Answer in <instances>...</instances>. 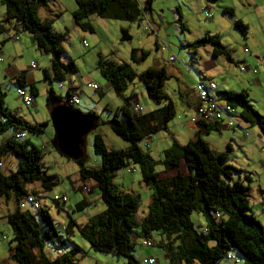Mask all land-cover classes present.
Segmentation results:
<instances>
[{
	"label": "trees",
	"instance_id": "trees-1",
	"mask_svg": "<svg viewBox=\"0 0 264 264\" xmlns=\"http://www.w3.org/2000/svg\"><path fill=\"white\" fill-rule=\"evenodd\" d=\"M48 1L50 0H0L3 8L0 24H11L17 31L30 34L35 46L49 54V65L43 69L44 78L55 80L58 87L67 75L75 73L76 68L71 60L62 59L63 34L52 29V19H41L37 15L38 8ZM73 1L76 5L71 12L73 23L80 29L91 32L92 27L86 19L90 14L137 22L150 12L153 0H143L140 4L136 0ZM223 12L231 14L230 8H224ZM233 26L242 36L246 34L247 27L240 20L235 19ZM119 33L120 40L129 39L125 28H119ZM202 43L210 45L211 58L223 55L225 59H230L227 49L215 34L205 35L187 47L195 50ZM134 53L135 50L132 49V59ZM144 55L145 52H140L139 59ZM97 70L108 87L122 100L119 107L122 118L118 119L113 115L106 124L127 146L107 149L102 137L97 133L93 134L92 151L98 156L99 165L87 167L84 154L73 162L81 179L95 182V191L104 208L83 224L75 223L68 210L63 228L54 224L42 205L35 211L30 208L19 209L17 206L18 201L26 194V184L39 181L43 191H48L57 183V179L42 172L41 150L32 145L27 147L26 142L20 140L22 137L16 136L18 131L38 134L42 132L46 122H28L16 112L10 111L3 100L4 92L0 89V135L7 132V137L0 141V166L2 158L8 154L15 161L12 172H0V195L9 198L12 194L14 200L13 210L5 216L11 229V237L1 239L3 233H0V240L13 243L9 247L10 259L16 264H75L72 258L79 248L76 245L69 250L64 248L66 235L75 227L87 241L89 249L123 257V264H148L146 259L150 256L138 260L132 254L136 239L140 240L139 244L142 246L155 245L161 248L167 264H264V229L255 218L248 200L247 182L250 177L246 173L240 176L242 171L228 163L229 144H226L223 151H214L199 133L184 143L171 137V144L162 150L160 159H153L138 147L137 142L142 138L145 143L148 135L166 130L167 122L176 115L174 103L164 91V83L170 78L164 68L148 67L135 72L125 62L98 59ZM23 73L24 71H20L13 78L12 85L15 88L25 85ZM133 79L141 82L146 98L159 104L158 107L142 113L132 111L135 95L126 94L125 90ZM36 93L33 83H30L29 94L35 96ZM70 95L72 94L68 88L64 95H60L49 87L44 99L47 110L50 106L65 101ZM216 97L238 109L240 119L255 125L264 135V117L248 103L245 91L217 89ZM87 112L93 114L91 111ZM216 122L219 121H197L195 125L209 130ZM97 124L98 122L95 126ZM10 130L11 134L8 133ZM180 161L185 164V173L178 170ZM129 165L137 166L140 181L150 190L149 203L141 218H137L136 214L137 198L121 190L113 182L115 171L123 167L127 169ZM156 165H161L164 170L176 168V173L160 177L159 171L155 170ZM263 184L261 189H264ZM57 204L63 205L60 202ZM87 204L85 199L78 200L73 204L72 211L81 210ZM191 212L201 215L203 222L199 227L191 220ZM152 233L157 238H152ZM144 239H150L151 244L143 245L141 241ZM54 240L58 245L57 254L50 257L44 252V247L52 245ZM227 252L237 257L239 262H229L226 259Z\"/></svg>",
	"mask_w": 264,
	"mask_h": 264
},
{
	"label": "rangeland",
	"instance_id": "rangeland-1",
	"mask_svg": "<svg viewBox=\"0 0 264 264\" xmlns=\"http://www.w3.org/2000/svg\"><path fill=\"white\" fill-rule=\"evenodd\" d=\"M141 2V0H139ZM227 4L232 9L234 4L231 0H215L208 1L206 12L211 16L204 17L196 6V3L192 1L184 3L185 6L180 5V11L182 13L183 22L186 25L187 31L184 34L187 36H193L195 32L201 26L211 29L213 33H218L220 41H226L230 43L229 49L233 57V62L228 63L222 56L210 59L206 53L205 48L198 46V53L194 55L195 61H192L189 53L186 51V47L179 46V40L182 39V34L175 29L176 23L174 19V0H153L151 4V15L146 13V17H152L155 20L156 30H144L143 24L137 25L136 21H124L121 19H110L100 17L95 13L86 17L92 27V31L82 30L77 27L71 19V11L75 6L73 0H50L45 5L38 8L37 15L41 19H52L51 27L54 31L63 34L61 39L62 47V59L64 61L71 60L76 68L75 73L67 75L63 80V84L72 80L66 84L68 89L78 97V110L85 112L91 111L96 118L98 124L86 134L83 140V154L86 157V166L93 165V161L99 158L92 151V137L93 134H99L107 149H120L126 142L117 137L108 127L106 121L115 115L118 119L122 118L119 111V107L122 104V100L116 96L112 89L108 87V84L104 78L99 74L97 70V60L111 61L115 63L125 62L135 71L140 72L148 67H159L158 63H163L167 71H172V65H178L182 72L171 76L165 82V90L169 96L177 95L176 91V78L181 82L186 83L189 87L195 76L197 77L198 71H206L211 76L215 77L219 87L224 89H231L235 92L245 91L247 93L248 103L251 107L264 117V57L261 58V54L264 53V41L263 44L256 43L255 46H246L248 42V36L250 39H257L260 34L264 33V20H255L252 15L250 18L247 16L245 10L247 5L242 4L235 6L236 13H239L242 17H246L244 22L248 27V33L246 38H242L236 29L232 26V17L228 14H222L221 9L216 5L217 3ZM264 4V0H252L250 9H258L260 5ZM204 6V4H201ZM201 6V7H202ZM198 9V10H197ZM244 13V14H243ZM213 16V18H211ZM231 18V19H230ZM149 21V20H148ZM154 24V22H153ZM11 25V24H9ZM9 31L13 28L8 26ZM125 28L128 32V40L119 39V28ZM236 30V31H235ZM188 32V33H186ZM19 35L23 38L27 36L26 32L19 31ZM152 33V34H151ZM7 37L12 40L15 33L10 34L5 31ZM2 34L0 33V37ZM154 39L157 43L163 46L162 50H158V46L154 45ZM236 42V43H234ZM255 42V41H254ZM258 42V41H257ZM17 43V41H16ZM18 44V43H17ZM245 45V46H243ZM25 46H14V51L11 49L0 50V69L7 65H12L14 62V55L16 56L17 68L25 70V67L30 62L36 63V68L24 71L27 73L32 72V81L26 82L22 88L29 94V84L33 83L37 90L35 96H31V102L25 104L22 102L20 96L15 92L14 85L12 83L3 80L0 81V89L4 92V103L6 107L22 116L28 122H43L44 125L42 132L38 134H31L24 132V137L20 138L21 141H25L27 147L30 145L37 147L41 150L40 164L41 170L47 175H53L57 179V183L51 187L48 191H43L39 181H33L25 185L26 193H37L39 201L43 207L47 209L54 224L59 228L65 226L62 215H57V212H64L65 207H69L70 215L77 224H83L86 222L85 218H89L95 213L101 211L104 205L99 199H96V203H88L86 207L81 210L72 211L73 204L81 199H89L91 195H86L84 191L92 192L96 184L91 179H81L77 173V166L66 157L59 154L51 144V137L53 135L52 127L49 121L48 110L45 105V93L52 87L55 92H60L64 95L65 89H59L55 80H49L44 78L43 69L49 65V54L39 50L35 45L29 46L21 52V48ZM243 47H247L248 53L243 52ZM158 48V49H157ZM134 49L135 53L133 59L131 58L130 51ZM192 50V48H190ZM228 51V50H227ZM140 52H145L142 59H139ZM171 55L175 57V63L167 60V56ZM241 55L244 56V63L236 64V58ZM254 57V58H253ZM167 60V61H166ZM211 60V64H208ZM248 65L249 69H240L238 66ZM254 68V71H252ZM205 69V70H204ZM243 78V80L241 79ZM258 78V80H256ZM86 81H90L98 84L96 90H92L85 86ZM229 83V86L227 85ZM224 85V86H223ZM132 90L136 95L135 102L139 103L142 111H147L146 104H149V109H154L159 104L154 103L146 98L143 90V86L138 79H133L126 86L125 93L128 94ZM101 93V95H99ZM175 103V112L180 109V99L172 97ZM66 101V100H65ZM133 103V104H134ZM73 107V105H71ZM76 108V106L74 107ZM195 109V108H194ZM173 117L167 122L166 130H159L151 135H148L144 145V139L142 138L137 142L138 147L147 152L153 159L162 156V149L168 147L171 144L172 132L175 133V129L188 130V127H180L176 119ZM242 129L237 127V124H233V134L235 138H238L242 144L246 146L247 154L244 155L239 148L235 147V143L230 141L232 150L229 152L230 163L235 167L239 165L240 176L242 173L250 177L247 182L249 187V206L252 209L255 218L260 222L264 229V189H261V185L264 182V174L262 172L261 164L264 160V135L260 133L255 125H250L239 119ZM238 122V121H237ZM176 124V127L173 126ZM12 130L8 133L11 134ZM245 133L244 136H242ZM260 136V139L257 138ZM151 139L149 141V137ZM7 137V132L0 135V141ZM181 137H184L181 134ZM184 139V138H181ZM234 139V138H233ZM234 148V149H233ZM236 149V151H235ZM161 153V154H160ZM15 168V161L11 155L4 156L2 159V165L0 166V172L3 174H9ZM238 168V167H237ZM161 165H156L155 170H161ZM134 174L138 175V168L134 165ZM136 179V177L134 178ZM133 179V181H134ZM87 181H91L87 183ZM79 185L77 188L74 186ZM133 189H136L137 194H133L137 198V215H140L142 211L146 209V201L149 199L148 194L134 183ZM35 191V192H34ZM150 192V190H149ZM262 194V200L260 198ZM65 194L66 201L63 205L54 203L51 198L53 195ZM35 195V194H34ZM64 206V207H63ZM14 200L11 194L9 198L0 195V233L5 234L7 237H11V229L6 223L4 217L13 210ZM29 208V207H27ZM37 210V209H36ZM35 211V210H34ZM87 218V219H88ZM138 218V216H137ZM190 218L196 227H199L203 222L200 214L191 212ZM83 219L81 222L77 220ZM61 220V221H60ZM63 235V232L59 233ZM67 241L64 244L66 250L71 249L73 245H76L79 250L73 255L72 261L75 264H123L124 258L116 256L112 253H104L94 251L88 248L87 241L80 236L77 229L73 227L71 231L66 235ZM152 238H157L154 233L151 234ZM154 238V239H155ZM132 254L138 260H141V256L146 257L150 254L154 258L153 264H167L166 256L163 250L155 245L142 246L139 244V239L135 240ZM52 245L44 247V252L47 256H54L57 254V242L54 240ZM13 246V243L9 244L7 240H0V264H14V261L9 260V247ZM34 254L36 251L33 252Z\"/></svg>",
	"mask_w": 264,
	"mask_h": 264
},
{
	"label": "crops",
	"instance_id": "crops-1",
	"mask_svg": "<svg viewBox=\"0 0 264 264\" xmlns=\"http://www.w3.org/2000/svg\"><path fill=\"white\" fill-rule=\"evenodd\" d=\"M136 1L140 4V3H142L143 0H141V2L139 0H136ZM192 1H194L196 3V6L199 9V12H201V14L205 18L211 16L209 13H208L209 14L208 16L204 15V13L202 11V8H204L205 10H206V8H210L209 6L206 5L207 2H208V0H174L173 7H174V13H175V15H174L173 22L176 23V25H177V26H175V29H177L182 34V39L179 40V46L186 47V51H187V53H189L191 60L192 61H195L194 55L198 53V49L191 50L187 46H190V44H192L193 42H195L196 40L202 38L205 35L208 36V35L215 34L217 36V39L219 41H220V38H219V34L218 33L217 34L216 33H213L211 31V29H207L204 26H201L200 28H198V30L195 32V34L193 36H190V34H188L186 36L184 34V32L187 31V28H186V25H185V23L183 22V19H182V13L180 11V5L185 6L184 3L188 2V4H189ZM231 1L234 4V8L233 9L231 7H229L227 4H223V3L221 4L219 2L216 5L221 9L222 14H228L229 17H232V19L230 18L232 20V26H233V22H234L235 19L240 20L242 23H244L247 20L246 17H242L239 13H236L237 15H234L235 14V11H236V9H235L236 7L235 6H240L242 4H246L247 5V10H245V11H246L247 16L249 18H250V15H252L255 20H258V19L260 21L261 20H264V4L263 5H260L258 7V9L251 10L250 9V4H251L252 0H231ZM201 4H204V6H202ZM75 8H76V5L72 8V11ZM224 8H230L231 14L224 13L223 12V9ZM2 11H3V8H2V6L0 4V19L2 18ZM151 11H152V8L150 9V12H149L148 15H151ZM144 18H146L147 20H149L152 23V25L154 26V30H156L157 23H155V20L152 17H149V18L146 17V14H144L141 17V20L140 21L138 20L136 22L137 25L139 23H141V25H142ZM211 18H213V16ZM153 22H154V24H153ZM0 25H1V32L0 33L2 34V36L0 37V50H2V49L3 50L8 49V50L11 51V49H12L14 51V46H25V47L21 48V52H22L27 47L34 46L35 45L34 40L31 38L30 34L27 33V36H24V38H23L21 35H19V33H18L19 31H17L13 26L8 25V26H11L13 28L12 31H9L8 30V27L5 26V24H0ZM246 27H247V25H246ZM233 29H236V28L233 26ZM5 31L6 32H9L10 34L15 33L17 35V39L12 40L10 38H7L6 37V34H5ZM186 33H188V32H186ZM247 33H248V27H247V32H246V34L244 36H242L240 33L239 34L241 35L242 38L245 39L246 36H247ZM16 41H17L18 44L16 43ZM263 41H264V33L263 34H260V36H258V38L257 39H254V40L250 39L249 36H248V42H246L245 45L246 46H255L256 43H259L257 45V46H259L260 44H263ZM220 43H221L222 46H224L228 50V54H229V58L230 59L229 60L225 59V57L223 55H218L217 57L222 56L228 63H230V62L232 63L234 59H233V57L231 55V50L229 49V46H231L230 43H228L226 41H222V42L220 41ZM234 43H236V42H234ZM156 44L157 45H160L159 43H157L156 39H154V45L156 46ZM245 45H243V46H245ZM200 46L201 47H207L208 46L207 48H205V51L209 55L210 59H212L211 56H210V45L208 43H202ZM158 48H159V46H158ZM244 48L247 49V47H243V49ZM243 49H242V51H243ZM158 50H160V49H158ZM248 52L249 51L247 49V51H245V53H248ZM168 56H171V55H168ZM168 56H167V60H168ZM263 57H264V54L262 53L261 54V58H263ZM12 58H14V61H13L14 63L12 65H7L4 68V70L2 68L0 69V81L1 82H3V80H6L7 82L12 83L13 82V78L20 71H29V70H32V69L36 68V63H34L35 66L33 68H29V65L31 63H33V62H30V64L25 67V70H21V69L17 68L16 62H15L16 61L15 60L16 59V56L14 55V57H12ZM244 60H245L244 59V56L241 57V55H240L238 57V59L236 58L235 63L236 64H240V63L242 64V63L245 62ZM172 61H175V57H174V59ZM172 61H170V62H172ZM172 63H175V62H172ZM211 63H212L211 60H209L208 64H211ZM157 66L163 67L164 70L166 71V73L170 77L171 76H175V74H177V73H180L182 75V72H180L181 68L178 65H172L171 64V69L173 70V73H172V71H167L165 69L163 63L162 64L161 63H158ZM197 74H198L197 77L195 76V78L193 79V81L190 83L189 87L186 86V83H183L178 78H176V86H177L176 91H177V95L178 96L171 95L169 97L172 99L173 103H174V100H173L172 97L175 96V98H177V99L179 98L180 99L179 102H180V105H181L180 107L181 108L177 110L176 115H175L177 117L176 119L179 120L177 122V124H179L180 127L181 126L182 127H185L186 126L189 129L188 130H184L183 128L182 129H175V133L172 132V134H171L172 137L177 142L184 143L187 140L194 138L196 136V133L197 134L199 133V136L208 144L209 148H211L214 151H223L225 149V147H226V144H229L230 150H232V146L230 144V141H233L235 143V147L239 148L240 151L244 155H246L247 154V152H246V149H247L246 146L244 144H242L238 138H235V136L233 134H230V132L227 133L228 131L233 132L234 129L232 128V126H228L226 124V121L225 120L216 122V124L211 129H209V130H205V129L200 128V127L198 128L197 125L192 124L191 122L188 121V118L194 112L195 102H196L195 101V96H194V91H193V83H194V80H197V79H199V80H205V81H207V80L210 81L211 80V81L215 82V84L217 85V89L219 91H223V90H225V91H233L231 89H224L223 87H219L218 84H217V82L215 81V77L214 76H211L210 73L207 74L206 71H198V69H197ZM23 75H24V81H25V83L32 81V77H33L32 76L33 75L32 72H29L27 74H26V72H24ZM241 79L243 80V78H241ZM256 80H258V78H256ZM69 82H72V80H70V78H69V80L67 81L66 84H68ZM86 82H88V81H86ZM227 85L229 86V83H227ZM164 86H165V83H164ZM98 89H99V86H98ZM164 91L166 92L165 88H164ZM233 92H235V91H233ZM58 93L61 95L60 92H58ZM130 93H133V91L130 90L128 94H130ZM99 95H101V93H99ZM135 98H136V95H135ZM136 100H137V98H136ZM145 106H147V108H148L147 111L151 110V109H149L150 108L149 107V104H146ZM174 107H175V103H174ZM85 112H87V111H85ZM142 112H144V111H142ZM234 116L236 118V123L235 124H237V127L238 128L242 129L243 126H241L240 121H239L240 117L238 115V109L236 110V113L234 114ZM225 117H227V115H225ZM173 126L176 127V124H173ZM181 134H183L184 137H181ZM242 136H244L243 135V132H242ZM256 136H257L258 139H260V136L259 135L256 134ZM181 138H184V139H181ZM150 139H151V136L149 137V141H150ZM126 146H127V143H126V145H123L121 148H125ZM235 151H236V149H235ZM160 157H161V155L158 156V158H160ZM2 159H4V158H2ZM230 161L231 160L229 159V155H228V163H230ZM230 164L233 166L232 163H230ZM98 165H99V161L97 159H95L93 161V165L92 166H98ZM128 167L130 168V171H127L126 170V167L117 169L115 171V175L113 177V182L121 190L125 191L126 193H128V194H130L132 196H133V194H136L138 196L136 189H133L134 183H136V185L139 187L140 191L144 190L148 194V197L150 198L149 188L147 186H145L140 181L139 171H138V175L135 176V174H134V165H129ZM235 167L236 168L237 167L238 168H241V167H239V165H236ZM261 168H262V172L264 174V160H263V164H261ZM178 170L181 171L182 173H185L186 172L185 164L182 161H180V163L178 165ZM158 171H159V176L160 177H167V176H171V175L175 174L176 173V168L168 169V170H164L162 168L161 170H158ZM244 173H246V172H244ZM135 177H136V179H134ZM133 179H134V181H133ZM90 182L91 181H87V183H90ZM78 186L79 185H76V186H74V188H77ZM95 189H96V187H95ZM95 189L92 192H89V190L88 191H85V190L83 191L82 189L80 190L83 193H85L86 195H91L89 197V199H85L87 201V203H90V202L96 203V199H99L98 196H97V193H96ZM260 198L262 200V194L261 193H260ZM148 203H149V199L146 201L145 206H147ZM68 210H69V207H65L64 208V212H60V210H59L57 212V215H62L63 218H65V217H67L66 211H68ZM145 211H146V209H145ZM145 211H142L140 213V215H137L138 218H141L142 215L145 214ZM87 218H85V220H87ZM4 219H5V217H4ZM82 220L83 219L77 220V222H81ZM147 256H151V255L150 254H147ZM141 257H143V255ZM9 260L11 262L13 261L12 259H10V257H9ZM14 264H16V263L14 262Z\"/></svg>",
	"mask_w": 264,
	"mask_h": 264
},
{
	"label": "built area",
	"instance_id": "built-area-1",
	"mask_svg": "<svg viewBox=\"0 0 264 264\" xmlns=\"http://www.w3.org/2000/svg\"><path fill=\"white\" fill-rule=\"evenodd\" d=\"M202 11H203L204 15H206V16L209 15L204 8H202ZM142 24H143L142 28L144 30L154 29V26L152 25V23L150 21H148L146 18H144ZM7 38H9V37H7ZM13 38L17 39V35L14 34ZM159 49L162 50L163 46L159 45ZM243 51H247V49L244 48ZM173 59H174L173 56H168L169 61H172ZM34 66H35V64L31 63L29 65V68H33ZM238 67H240V69H247V70L249 69L248 65H244V66L239 65ZM252 71H254V68H252ZM85 86L87 88L92 89V90H96L98 87L96 83H93L90 81L86 82ZM58 88L59 89L64 88L65 90H67L68 86L66 84L59 83ZM216 90H217V85L215 84V82H213L211 80L205 81V80L197 79L194 81L193 91H194L196 105H195V109H194L193 114L188 119L189 122H191L192 124H196L197 121H213V120L221 121V120H225L226 124L228 126H232L233 124L236 123V118H235L234 114L236 113L237 109L233 106L228 105L223 100L218 99L216 97ZM15 92L18 96H20L22 102H24L25 104H29V102H31L30 95H28L22 87H16ZM71 94L72 95H70V97L67 98L66 101L68 104L73 105V107H75L78 105L77 104L78 103V97L72 92H71ZM140 109H141V107L137 102L132 105V111L133 112H139ZM225 115H227L226 118H224ZM24 135L25 134L23 131H18L16 133V136H18V137H23ZM244 135H245V133H244ZM144 144L146 145V143H144ZM126 170L130 171V168H127ZM263 186H264V184H263ZM34 194L26 193L25 195H23L17 203L18 208L19 209H26L27 207H29L32 211L38 209L41 206V203L39 201L38 194H36V193H34ZM52 200L54 202H57V203L60 202V203L64 204L66 201V196H65V194H61L59 196L53 195ZM63 224H64V222H63ZM6 238H8V237L5 234H1V239H6ZM141 243L143 245H150L151 240L150 239H144L141 241ZM226 259L231 263H238L239 262V259L237 257H235L230 252L226 253ZM146 262L148 264H153L154 258L150 256L146 259Z\"/></svg>",
	"mask_w": 264,
	"mask_h": 264
},
{
	"label": "water",
	"instance_id": "water-1",
	"mask_svg": "<svg viewBox=\"0 0 264 264\" xmlns=\"http://www.w3.org/2000/svg\"><path fill=\"white\" fill-rule=\"evenodd\" d=\"M48 116L53 131V148L69 160L80 158L84 137L95 127V116L72 107L67 101L50 106Z\"/></svg>",
	"mask_w": 264,
	"mask_h": 264
}]
</instances>
